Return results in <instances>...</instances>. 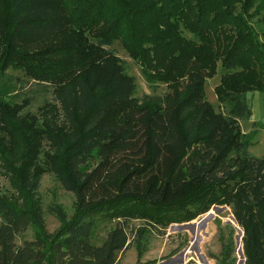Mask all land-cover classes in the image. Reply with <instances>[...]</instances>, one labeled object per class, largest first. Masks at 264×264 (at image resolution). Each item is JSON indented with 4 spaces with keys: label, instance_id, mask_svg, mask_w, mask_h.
Instances as JSON below:
<instances>
[{
    "label": "trees",
    "instance_id": "1",
    "mask_svg": "<svg viewBox=\"0 0 264 264\" xmlns=\"http://www.w3.org/2000/svg\"><path fill=\"white\" fill-rule=\"evenodd\" d=\"M4 1L1 79L8 68L27 79H53L82 62L103 67L105 75L84 72L56 92L71 128L49 132L50 169L76 195L75 214L61 213L60 227L49 232L35 198L11 203L0 196V264H118L133 219L149 224L136 229L141 256L148 226L192 220L221 203L232 205L243 229L245 264H264V157L250 154L239 123L251 115L247 93L264 91V41L252 22L264 26V0ZM61 31L70 41L39 51L24 47ZM116 42L141 61L148 81L188 72L186 84L157 103L131 101L137 85L112 48ZM217 60L225 70L217 89L226 113L205 95ZM3 83L0 128L24 144ZM121 100L128 110L108 115ZM37 187L27 172L20 191ZM98 217L115 222L101 244L93 241ZM29 229L33 237H23ZM222 255L234 260L231 241Z\"/></svg>",
    "mask_w": 264,
    "mask_h": 264
},
{
    "label": "rangeland",
    "instance_id": "2",
    "mask_svg": "<svg viewBox=\"0 0 264 264\" xmlns=\"http://www.w3.org/2000/svg\"><path fill=\"white\" fill-rule=\"evenodd\" d=\"M5 9V1L0 0V17L4 16ZM252 22L260 34V39L264 41V26L256 18ZM70 39L69 32L61 31L44 40L28 43L24 47L29 51L45 50L64 44ZM112 48L137 85L135 95L130 99L133 102L157 103L165 92L177 89L179 85L182 88L187 82L188 72L177 79L167 80L168 82L156 79L152 83L144 76L141 61H135L119 42ZM215 52L222 53L219 49L211 51L212 54ZM213 67L215 73L206 78V99L217 111L226 113V105L221 102L217 89L225 73L222 61L217 60ZM90 70H98L102 76L105 75L103 67L82 62L78 68L53 79H47L45 76L44 79H27L22 71L11 68H8V77L5 79L0 77L1 88L6 86L3 81L9 83V90L6 92L8 96L5 99L10 109L9 113L20 119L17 123L24 130L22 135L25 140L23 144L6 127L0 128V196L11 203H19L25 195L35 198L41 204L45 228L49 232H54L60 227L61 213L70 218L77 209L76 195L65 189L56 173L50 169L55 152L48 140L49 132L55 129L56 125L63 131L71 128V124L63 115L56 92L65 84L74 82L77 77L85 76ZM247 98L251 106V115L249 119H242L239 123L245 137L250 141V154L262 158L264 91L251 90L247 93ZM127 110L125 100L117 101L109 107L108 115L113 117L114 114L125 113ZM81 115H86V111ZM3 163H9L14 170L8 171ZM27 172L37 181L38 187L35 192L25 190L22 193L20 182ZM95 223L93 241L101 244L115 222L98 217ZM147 225L149 224L142 218L131 221L128 229L130 245L121 254L118 264H245L244 232L233 214L231 204H214L207 212L192 220L170 223L165 228L148 226L145 237L139 242V248L143 251L140 256L136 229ZM34 231L35 229H29L23 237L32 238ZM230 241L234 260L224 259L222 255L223 243Z\"/></svg>",
    "mask_w": 264,
    "mask_h": 264
}]
</instances>
